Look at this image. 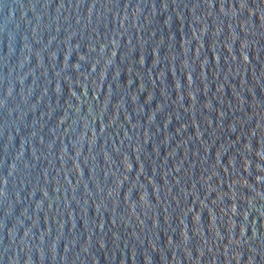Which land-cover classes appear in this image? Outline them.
Masks as SVG:
<instances>
[{
    "label": "water",
    "instance_id": "95a60500",
    "mask_svg": "<svg viewBox=\"0 0 264 264\" xmlns=\"http://www.w3.org/2000/svg\"><path fill=\"white\" fill-rule=\"evenodd\" d=\"M0 264H264V0H0Z\"/></svg>",
    "mask_w": 264,
    "mask_h": 264
}]
</instances>
